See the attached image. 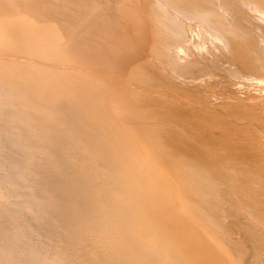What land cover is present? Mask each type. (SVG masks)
<instances>
[{
  "label": "bare ground",
  "instance_id": "6f19581e",
  "mask_svg": "<svg viewBox=\"0 0 264 264\" xmlns=\"http://www.w3.org/2000/svg\"><path fill=\"white\" fill-rule=\"evenodd\" d=\"M208 50L230 76L212 72ZM263 70L264 0H0V264H264L262 240L252 254L238 244L236 260L197 231L204 203L218 204L190 172L205 113L214 132L260 119L264 159ZM238 74L257 92L230 88ZM190 102L206 112L196 118ZM235 164L209 175L264 183V164Z\"/></svg>",
  "mask_w": 264,
  "mask_h": 264
},
{
  "label": "rangeland",
  "instance_id": "374dc122",
  "mask_svg": "<svg viewBox=\"0 0 264 264\" xmlns=\"http://www.w3.org/2000/svg\"><path fill=\"white\" fill-rule=\"evenodd\" d=\"M212 53V54H211ZM203 54H205V52L203 53ZM207 55V56H206ZM206 55H205V57L206 58H208L209 57V60H211V61H209L208 59V61L206 60V58H205V60H206V64H207V66H208V63H209V65H210V63H213L212 65H214V67L213 66H208V67H213V70H212V72H214L215 71V69H217V67L219 68V69H217L218 71H216V73L217 74H220L221 73V75L222 76H224V75H226L227 74V71H228V75H226V76H230L232 73H230L231 72V67L227 64V63H225L226 61H224L223 59H222V57H220L221 55L218 53V52H216V51H210L209 52V50H208V52L206 53ZM210 55H212V56H210ZM216 56V57H215ZM217 56H218V58H217ZM210 57H212V58H210ZM215 57V58H214ZM218 60H217V59ZM220 59V60H219ZM204 60V61H205ZM223 60V61H222ZM213 61H216V63L215 62H213ZM221 61V62H220ZM221 63V64H220ZM216 64V65H215ZM223 64H225L224 66H222ZM217 65H219V66H217ZM217 66V67H216ZM228 67V68H227ZM222 68V69H221ZM212 69V68H211ZM228 69V70H227ZM221 70V71H220ZM230 71V72H229ZM215 73V72H214ZM225 73V74H224ZM230 74V75H229ZM252 75L254 74V76H255V74H256V72H252L251 73ZM262 74H264V70H263V72H262ZM241 74H238L237 76V81H235V83L233 82V86H231L230 88H234V86H235V90H237V87H238V90H237V92L239 93L240 92V95H241V93L243 92V96H246L245 94H247L248 92H249V94H250V92H251V90H252V86H255L253 89V92L254 93H256L257 92V89H258V87L254 84V83H250V84H254V85H250V84H243V82H242V80L240 79L242 76H240ZM231 80V79H230ZM222 81V80H221ZM231 82H232V80H231ZM241 84H243L242 85V87H241ZM218 88H228V87H226V86H224V85H219V86H217ZM243 87H245V89L243 88ZM247 87V88H246ZM251 87V90L249 89ZM229 88V89H230ZM232 88V89H233ZM243 88V89H242ZM231 89V90H232ZM242 89V90H241ZM249 89V91L247 92V90ZM256 89V90H255ZM240 90V91H239ZM246 90V91H245ZM245 92H247V93H245ZM252 92V93H253ZM253 93V94H254ZM249 94H247V95H249ZM253 94H250V95H253ZM263 101H264V95H263ZM191 103L193 104V105H191ZM195 103H196V105L198 106L197 108L199 109V110H197L196 109V105H195ZM200 103H198V102H190V105H191V107L192 106H194V107H192L193 108V110H195L193 113L195 114V116H196V118H198L197 117V115H198V113H199V115L201 114H204L206 111H204V109H205V107L206 106H208V104H204V103H201V105H199ZM204 105V106H203ZM206 105V106H205ZM200 107V108H199ZM195 108V109H194ZM203 110V112H202V110ZM201 110V111H200ZM197 111V112H196ZM196 112V113H195ZM200 112H202V113H200ZM206 114H208V115H206ZM210 113H205L203 116H204V118H205V121H206V125H207V121H208V119H210L211 120V116L209 115ZM198 115V116H199ZM203 116H199V118H200V121L201 122H199L198 120L199 119H196L195 117H194V119H191V121H192V124H193V122H194V120L196 119L197 120V122H199V123H197L196 121L194 122L197 126H198V128H197V134H198V136L200 137H203L204 136V138L206 137H208V143H209V145H210V143H212L213 144V146H212V144H211V146L213 147V149L215 148V150H218L219 149V151H213V149H212V147L210 148L209 146H208V143L207 144H205V143H202V145L204 144V146H201V143H199L200 144V146L199 145H197V147H199L200 149H197L196 148V146L194 147L193 145H194V143H193V147H194V153H195V155H192L193 153H191V155L190 156H194V157H192L193 159H194V161H195V158H196V160L197 161H191V163H192V165H193V167H191L192 165H191V163H190V172H191V170H193L194 172H197V173H193V172H191V173H193V174H195V175H193V177H195L194 178V180L195 181H193L194 182V184H192L193 186L194 185H197V187H198V185H200V186H202L203 188L202 189H200L201 191L203 190L204 191V189H205V193L207 194L206 195V197L208 198V196H209V198L208 199H210V198H213V200L218 204V205H216V208H215V206H214V208H213V206L211 205L209 208L207 207V203H204L205 201H203V203L205 204V207L206 208H208V210L209 211H207V209L205 208V211L202 213V216H199V217H206V218H202V222H201V219L199 220V219H197V222L196 223H194V225H195V227L197 228V226H198V228H200V229H198L197 228V231H200L201 230V232H202V234H204L205 235V237H207L208 239H212L213 241H217V242H220L221 241V243H223V242H225L224 244L225 245H227L228 247L230 246V248H232L231 250H232V255H233V257L237 260V245L239 244V246L240 245H243V246H238L239 247V254H242V253H244L245 251H246V254L248 253V249H251V250H253L252 252H251V250H250V253L252 254L253 252H254V250H255V248H256V246H255V243L257 242H259V240L261 241L262 240V242H259L260 244H261V246H264V245H262V244H264L263 243V239H264V210L262 211V209H264V183L263 182H259L258 181V183H262V184H256V182H253V181H251V182H253V183H251L250 184V187H248V185H244L243 184V180L242 179H237V178H235V179H233L232 177L230 178L228 175H226V173L224 174L225 176H226V178H224V176L222 177V175L220 176V175H218V177H215V180H214V177L212 178V177H210V173H214L215 172V169H218V170H224V171H226V169L225 168H227V169H230V166H233V163L235 164V163H237V162H235L236 160L237 161H240V162H238V164H235L236 166H238V167H240V168H243V166L246 164V162H249V163H247V165H245L244 166V169H257V168H260V167H258V166H256L257 164L260 166V161L261 162H263L261 165H263L264 164V159L262 158L261 159V157H262V151H263V143L260 141V139H258L259 137V135H257L255 132H259L258 131V129L261 131V130H263V129H261V128H263L262 126H261V124L259 123L260 122V119H258L257 121H254V122H252L253 124H255L256 122H258L257 124H255V126L254 125H252V123H249V122H247V123H244V124H242V126H241V124L240 125H238V123L237 122H234V121H232V120H223L221 123H220V125H219V127L221 126L222 128H220L219 130H217V128H216V131L217 132H214L215 131V129H211V127L209 126V125H205L202 121L204 120V118L202 119V117ZM207 116V117H206ZM210 116V117H209ZM263 116V115H262ZM262 116H261V118H262ZM260 117V116H259ZM264 117V116H263ZM207 119V120H206ZM209 120V121H210ZM190 121V122H191ZM229 121H232L231 123L229 122ZM210 123V122H209ZM224 123V124H223ZM228 123H229V126H227L228 125ZM236 124V126L239 128H237L236 126H235V124ZM194 124V125H195ZM203 124L205 125V126H203ZM223 126H222V125ZM230 124H234L233 126L232 125H230ZM246 124V125H245ZM224 125H226V127H224ZM247 125H248V127H247ZM251 125V126H250ZM203 126V127H202ZM235 126V127H234ZM254 126V127H253ZM207 127L208 128H210V129H207ZM247 127V128H246ZM254 129H253V128ZM204 128V129H203ZM226 128H228V131H227V129ZM231 128V129H230ZM232 128H234V130L232 129ZM235 128H237L236 129V132H237V130H238V132L236 133V135L237 136H239V137H237V136H235ZM241 128V129H240ZM243 128H246L247 130H248V132H247V130L244 132V130L245 129H243ZM251 128V129H250ZM258 128V129H257ZM183 129H187V127L186 128H183ZM205 129L207 130L206 131V133H204L205 132ZM214 130V131H213ZM222 130V131H221ZM230 130V131H229ZM243 130V131H242ZM251 132H250V131ZM253 130H257V131H253ZM184 131V130H183ZM183 131H181V134H183L184 133V135H186L185 134V131L187 132V130H185L184 132ZM199 131V132H198ZM204 133V135H203V133ZM208 131H209V133H211L212 135V137L210 136L209 137V133H208ZM219 131H221L222 132V134H226L224 137L223 136H221V132H219ZM233 131H234V133H233ZM183 132V133H182ZM213 132V133H212ZM224 132V133H223ZM233 134V138H237V140H239V141H237L238 142V144H236L237 142H236V140L234 141V140H232L233 138L231 137V133ZM250 132V133H249ZM253 132V133H252ZM227 133H229V134H227ZM240 133H241V135H240ZM242 133H244V135L242 134ZM247 133H249L248 134V136H246V134ZM202 134V135H201ZM217 134H218V136H217ZM231 134V135H230ZM239 134V135H238ZM250 134H252V135H250ZM255 134V135H254ZM259 134V133H258ZM207 135V136H206ZM214 135H215V137H214ZM228 135H230L229 137L230 138H228V140H227V136ZM216 136H217V138H216ZM219 136H220V139H219ZM244 136V138H243V140H242V137ZM246 136V137H245ZM252 137L253 139H251L250 137ZM255 136H257V138L256 139H258V140H256V139H254L255 138ZM210 138H212V139H214V138H216V141L218 140V143L215 141V139H214V141H211V140H209ZM224 138H226V139H224ZM231 139V140H230ZM245 139V140H244ZM247 139H249V140H251V141H249V140H247ZM223 141V143L225 144L226 143V147H227V144L229 145V147H231V145L233 144H236V145H232V148H229V147H223L224 146V144L222 143V141ZM221 141V142H220ZM225 141H227V142H225ZM241 141V142H240ZM246 142V143H243V142ZM253 141H254V143H256L257 145H258V143L259 142H261V144H262V146H261V144L259 143V145H260V147H259V145L257 146L256 144H254L253 143ZM258 141V142H257ZM193 142V141H192ZM195 142V145L198 143H196V141H194ZM249 142V143H248ZM248 143V144H247ZM246 144V145H245ZM250 144V145H249ZM251 144H253V146L251 145ZM207 145V146H206ZM214 145L216 146V147H214ZM218 145V146H217ZM241 146V148L242 149H240V147H238V146ZM257 147V148H260L259 149V151H257V149L256 148H252V147H255V146ZM244 146V147H243ZM202 147H204V149L206 148V147H208V148H206V150H207V153L205 152V151H203L204 149L202 148ZM221 148H224L223 149V151H222V149ZM243 148L245 149V148H247V149H245V150H243ZM201 149H202V151H203V153L201 152ZM212 150V152H211V150ZM226 149V150H225ZM228 149H234V150H231V152L229 151H227ZM235 149H236V151H235ZM239 149V150H238ZM250 149H255V150H253L251 153H249V151H251ZM197 152H196V151ZM208 150H209V152H208ZM221 150V151H220ZM239 152H238V151ZM243 151L244 153H249L248 155H251V154H253V156H254V159H251V158H253V156H249L250 157V159H249V157H248V155H247V153L246 154H242V152L241 151ZM226 151V152H225ZM256 152V153H253V152ZM261 151V152H260ZM201 152V155L199 154ZM205 152V153H204ZM211 152V153H210ZM216 152H219L220 154L222 153V155H220V154H218L217 155V153H216V155H215V153ZM228 152V153H227ZM232 152H234L233 153V155H232ZM241 152V153H240ZM260 152V153H259ZM213 153V154H212ZM224 153V154H223ZM239 153V154H238ZM257 153H259V154H261V155H259V154H257ZM200 156V159L201 158H209L210 160L209 161H211L212 159H214V157H215V159L214 160H212L211 162H209L207 159V161H206V163L209 165V167H208V165H206V163H205V159L203 160L204 161V163H203V161L202 160H199V159H197L198 157V155ZM202 154H204L205 156H203ZM211 154V156H209ZM226 154V157H227V154H228V157H227V159L229 160L230 159V161L231 162H229L228 160H226V157L224 156ZM229 154H231L232 156H238L239 157V155L241 156V157H239L240 159L242 158V160H240L238 157L236 158V157H234L233 159H232V157L230 158V155ZM235 154V155H234ZM197 155V156H196ZM206 155H208V157L206 156ZM215 155V156H214ZM245 155V156H244ZM224 156V157H223ZM244 156V157H243ZM246 156H247V158H246ZM260 156V157H259ZM213 157V158H212ZM259 159H257V158ZM212 158V159H211ZM219 160H218V159ZM192 159V160H193ZM224 161H222V160ZM235 159V160H234ZM246 159L248 160V161H246ZM261 159V160H260ZM218 162H217V161ZM234 160V161H233ZM250 160V161H249ZM255 160V161H254ZM202 163H201V162ZM215 161H216V163H215ZM222 161V164H223V166L225 167H222V164H221V167H220V164H219V162H221ZM228 161V162H227ZM198 164H197V163ZM225 162H226V164H225ZM241 162H244L243 163V165L241 164ZM252 162H257V163H255V167H254V163H252ZM260 164H259V163ZM196 165H194V164ZM211 163V164H210ZM213 163V164H212ZM199 164H202V166L201 165H199ZM217 164V166L216 167H218V168H215V165ZM219 164V165H218ZM228 164L230 165V164H232V165H230L229 167H226L225 165H227L228 166ZM239 164H240V166H239ZM250 164L251 165H253V167H251L250 166ZM199 165V166H198ZM212 167H211V166ZM214 165V166H213ZM234 165V166H235ZM194 166L195 167H197L198 166V168H194ZM201 166V167H200ZM203 166H205V168L203 167ZM207 167V168H206ZM251 167V168H250ZM200 168H201V171L202 170H204V172L206 173V172H208L207 173V175L205 174V173H203L204 175V177H201L202 175V173H201V171H200ZM204 168V169H203ZM220 168V169H219ZM222 168V169H221ZM224 168V169H223ZM261 168H264V165L263 166H261ZM194 169H196V170H194ZM198 169V170H197ZM209 169H211V170H209ZM200 171V173L201 174H198V172ZM203 172V171H202ZM210 172V173H209ZM221 172V171H220ZM222 173H224V172H222ZM196 175L198 176V177H196ZM209 175V177H210V179H209V177H207ZM213 175H215V174H213ZM212 175V176H213ZM215 176H217V175H215ZM193 177H192V179H193ZM229 177V179L227 180V178ZM217 178V179H216ZM220 178V179H219ZM222 178V179H221ZM223 178L224 179H226V180H223ZM198 179V180H197ZM200 179H202V180H200ZM212 179V180H211ZM231 179V180H230ZM220 181V183H221V185H220V183L219 182H217V181ZM224 182V181H228V186L226 185V183L224 182H222V181ZM233 180H237V182H239L240 181V183L239 184H241V185H243L242 187H240L239 188V184H238V186H236L237 184H235V183H232V182H234ZM239 180V181H238ZM231 181V182H230ZM195 182H197L198 184H196ZM230 182V183H229ZM215 184H217V186L215 185ZM226 185V187H224L225 185ZM255 184V185H254ZM204 185V186H203ZM213 185V186H212ZM222 185H223V187H222ZM240 185V186H241ZM252 185V186H251ZM261 185H263V186H261ZM208 186V187H207ZM236 188H235V187ZM254 186H256V187H254ZM257 186L258 187H263V191H262V188L260 187L259 189L257 188ZM206 187V188H205ZM212 187H214V188H212ZM217 187V188H216ZM221 187V188H220ZM232 187H234V190L232 189ZM252 187H254L253 188V190H252ZM199 188H201V187H199ZM220 188V189H219ZM230 188V189H229ZM237 188H238V191H236L237 190ZM215 189H216V191H215ZM219 189V190H218ZM222 189V190H221ZM225 189V190H224ZM231 189H232V191H231ZM244 191L245 190V193H243L242 191ZM252 190V191H250V192H252L251 194L249 193V191L247 192V190ZM208 190V191H207ZM226 190H228V191H226ZM254 190L256 191V190H261V191H259L258 192V195H257V191L256 192H254ZM212 192H213V194H212ZM237 192H238V194H237ZM247 192V193H246ZM255 193V195L258 197L259 195H261L260 194V192H262V195L260 196L261 198H259L260 199V201H259V199H257V197L255 198V197H251V198H253V200L250 198V196L252 195V196H254V193ZM223 194V195H222ZM233 194V195H232ZM249 194H250V196H249ZM213 195V196H212ZM215 195V196H214ZM217 195V196H216ZM236 195H238L239 197H240V195H241V197L239 198L238 196H236ZM242 195L245 197V198H247V199H245L244 197H242ZM245 195H248L249 197H246ZM218 196H219V198H218ZM221 196V197H220ZM236 196V197H235ZM263 196V197H262ZM217 197V198H216ZM222 197H223V199H222ZM238 197V198H237ZM198 198V197H197ZM242 198H244V201L245 200H249L248 198H250L251 199V203L248 201H243V199ZM217 199V200H216ZM239 199H242V202H241V200H239ZM226 200V201H225ZM256 201V203H254L255 201ZM208 201V200H207ZM254 201V202H253ZM262 201V202H261ZM219 202H221V203H219ZM260 202H261V204H260ZM241 203H243V205L241 204ZM247 203V204H246ZM249 204L250 205H252L253 207H251L250 206V208L248 207L249 206ZM257 206H255V205ZM262 204H263V206H262ZM245 205H246V207H245ZM248 205V206H247ZM220 206V207H219ZM227 207V208H226ZM254 207H256V208H254ZM262 207V208H261ZM253 208V209H252ZM260 208V209H259ZM213 209V210H212ZM217 210L216 212H218V213H216L215 212V210ZM258 209V210H257ZM213 212V213H210V214H208L209 212H211V211ZM207 211V212H206ZM222 211V212H221ZM257 211V212H256ZM162 212H164V214L162 213ZM165 212H168V213H165ZM174 212V210L173 211H171L170 210V212H169V210H167L166 209V211H164V210H162L161 211V215L164 217L163 219H167V220H169L170 218H171V216H173V217H175L176 218V221L174 220L175 218H173L172 217V221L173 222H171L170 220L168 221V222H170V223H173V224H176L175 222H177L178 221V219L179 220H182V219H184V221L186 220L185 219V217H186V215L185 216H181L180 214H176V213H172ZM255 212V213H254ZM262 212V213H261ZM170 213V217H169V214ZM215 213V214H214ZM168 216H167V215ZM214 214V215H213ZM166 215V216H165ZM177 217H176V216ZM178 215L180 216V218L178 217ZM256 215V216H255ZM260 215V216H259ZM261 215H263V216H261ZM213 216V217H212ZM244 216V217H243ZM212 217V218H211ZM222 217V218H221ZM234 217V218H233ZM262 219H261V218ZM165 219V220H166ZM210 219V220H209ZM213 219V220H212ZM257 219V220H256ZM205 220V221H204ZM208 222H207V221ZM214 220L216 221V223L214 222ZM263 222H262V221ZM187 221V220H186ZM203 221H204V224H203ZM211 221H213V222H211ZM218 221V222H217ZM222 221V222H221ZM226 221V222H225ZM181 222H183V220L182 221H178L177 222V224L176 225H186L185 223H187V222H183L182 224H180ZM199 222V223H198ZM207 222V223H206ZM228 222V223H227ZM198 223V224H197ZM261 223V224H260ZM202 224V225H201ZM210 224V225H209ZM217 226H215V225ZM219 224V225H218ZM259 224V225H258ZM197 225V226H196ZM204 225H206L205 226V228H204V230H203V227L202 226H204ZM207 225L209 226V228L207 227ZM212 225H214L213 227H212ZM222 225V226H221ZM234 226V227H233ZM260 226H262V227H260ZM212 227V228H211ZM248 227V228H247ZM256 227V228H255ZM202 228V229H201ZM220 228V229H219ZM206 229V230H205ZM261 229V230H260ZM207 230H209V231H207ZM215 230V231H214ZM219 230V231H218ZM223 232H222V231ZM249 230V231H248ZM255 230V231H254ZM258 230V231H257ZM207 231V233H205V232ZM211 231H213V232H211ZM200 232V233H201ZM210 232V233H209ZM225 232V233H224ZM211 233H212V235H211ZM214 233V234H213ZM219 233L221 234V235H219ZM239 233V234H238ZM245 233V234H244ZM254 233H255V235H254ZM207 234H208V236H207ZM215 234H217V235H215ZM230 234V235H229ZM252 234V235H251ZM257 234V235H256ZM259 234V235H258ZM229 235V236H228ZM211 236H213V237H211ZM220 236V237H219ZM226 236V237H225ZM238 236H240V237H238ZM217 237V238H216ZM219 237V238H218ZM225 238V239H224ZM227 238V239H226ZM228 238H230V239H228ZM239 238V239H238ZM241 238V239H240ZM215 239H217V240H215ZM256 240V241H255ZM238 241H242V243H240V242H238ZM244 241V242H243ZM228 242V243H227ZM231 242V243H230ZM247 242H248V244H247ZM244 243H245V245H244ZM223 244V245H224ZM234 244H235V246H234ZM251 244V245H250ZM249 246H251V248L249 247ZM241 247H243V249L241 248ZM264 247H262V249H263ZM241 249V250H240ZM242 251V252H241ZM263 251H264V249H263Z\"/></svg>",
  "mask_w": 264,
  "mask_h": 264
}]
</instances>
